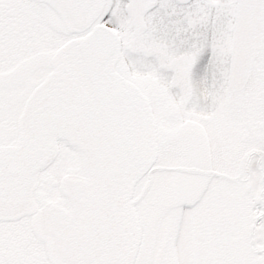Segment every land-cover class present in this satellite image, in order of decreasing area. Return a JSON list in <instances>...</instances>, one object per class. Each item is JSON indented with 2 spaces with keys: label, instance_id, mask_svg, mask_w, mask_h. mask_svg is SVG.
<instances>
[{
  "label": "snow or ice",
  "instance_id": "1",
  "mask_svg": "<svg viewBox=\"0 0 264 264\" xmlns=\"http://www.w3.org/2000/svg\"><path fill=\"white\" fill-rule=\"evenodd\" d=\"M0 264H264V0H0Z\"/></svg>",
  "mask_w": 264,
  "mask_h": 264
}]
</instances>
